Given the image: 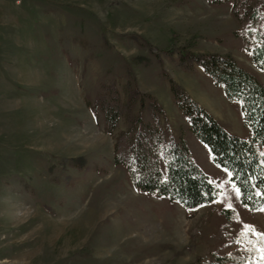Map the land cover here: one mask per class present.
I'll use <instances>...</instances> for the list:
<instances>
[{"label":"rangeland","instance_id":"374dc122","mask_svg":"<svg viewBox=\"0 0 264 264\" xmlns=\"http://www.w3.org/2000/svg\"><path fill=\"white\" fill-rule=\"evenodd\" d=\"M241 30L232 3L209 0H0V264H186L238 248L264 264V208L243 204L229 171L190 129L165 73L248 139L241 102L202 68L160 61L131 35L158 49L174 35L181 43L193 37L195 51L230 52L264 83ZM129 65L221 187L215 203L188 210L141 192L116 165L126 115L108 134L103 111L95 115L88 102L106 79L116 80L126 100ZM75 157L86 164L69 160Z\"/></svg>","mask_w":264,"mask_h":264},{"label":"trees","instance_id":"16d2710c","mask_svg":"<svg viewBox=\"0 0 264 264\" xmlns=\"http://www.w3.org/2000/svg\"><path fill=\"white\" fill-rule=\"evenodd\" d=\"M209 1L216 5L232 3V15L242 27L236 34L243 38L254 65L264 74V0ZM131 35L154 51L160 61L162 56L171 58L185 71L202 68L223 87L230 101L241 102L252 132L248 139L228 131L183 85L165 73L173 99L188 117L190 129L209 147L214 162L229 171L243 204L252 210L264 208V83L257 73L240 64L230 52L195 51L197 41L193 37L181 43L174 35L168 48L158 49L144 36ZM128 72L126 100L116 80L106 79L96 99L88 102L95 115L103 111L108 134L114 133L120 118L126 115L127 127L115 138L116 165L126 169L139 191L166 196L188 210L218 201L222 189L196 162L185 135L174 134L163 104L152 93L139 89L130 65ZM69 160L80 167L86 164L83 157ZM250 256L238 248L186 264H252Z\"/></svg>","mask_w":264,"mask_h":264}]
</instances>
